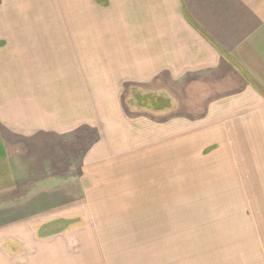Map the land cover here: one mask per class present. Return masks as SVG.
I'll return each mask as SVG.
<instances>
[{
	"label": "crops",
	"instance_id": "1",
	"mask_svg": "<svg viewBox=\"0 0 264 264\" xmlns=\"http://www.w3.org/2000/svg\"><path fill=\"white\" fill-rule=\"evenodd\" d=\"M0 264H264V0H0Z\"/></svg>",
	"mask_w": 264,
	"mask_h": 264
},
{
	"label": "rangeland",
	"instance_id": "2",
	"mask_svg": "<svg viewBox=\"0 0 264 264\" xmlns=\"http://www.w3.org/2000/svg\"><path fill=\"white\" fill-rule=\"evenodd\" d=\"M126 111L128 112V109L126 108ZM131 116H133V115H131ZM179 162V161H178ZM180 163V162H179ZM180 171V167L179 168H176L175 167V172H179ZM175 178H179V176H177L176 174H175ZM180 179V178H179ZM175 189H182L181 188V184L180 183H175ZM79 222H81V223H83L84 221H82L81 220V216H79ZM64 223H66V222H63V224ZM68 224H69V222H68ZM80 224V223H79ZM61 234H62V238H63V240H66V237H64V236H66L68 233L67 232H65V231H61ZM67 237H68V240H69V238L70 239H73L74 237H73V235H71V234H69V235H67ZM110 259H111V257H110Z\"/></svg>",
	"mask_w": 264,
	"mask_h": 264
},
{
	"label": "trees",
	"instance_id": "3",
	"mask_svg": "<svg viewBox=\"0 0 264 264\" xmlns=\"http://www.w3.org/2000/svg\"><path fill=\"white\" fill-rule=\"evenodd\" d=\"M137 99H141V100H144V99H146V98H137ZM164 105H166V104L164 103ZM161 107H162V106H161ZM161 107H160V108H161Z\"/></svg>",
	"mask_w": 264,
	"mask_h": 264
}]
</instances>
